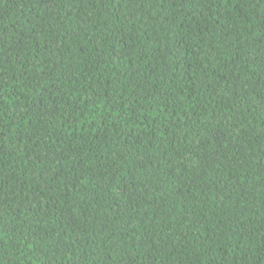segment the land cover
Wrapping results in <instances>:
<instances>
[{
  "label": "trees",
  "instance_id": "trees-1",
  "mask_svg": "<svg viewBox=\"0 0 264 264\" xmlns=\"http://www.w3.org/2000/svg\"><path fill=\"white\" fill-rule=\"evenodd\" d=\"M0 264H264V0H0Z\"/></svg>",
  "mask_w": 264,
  "mask_h": 264
}]
</instances>
